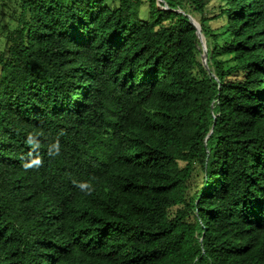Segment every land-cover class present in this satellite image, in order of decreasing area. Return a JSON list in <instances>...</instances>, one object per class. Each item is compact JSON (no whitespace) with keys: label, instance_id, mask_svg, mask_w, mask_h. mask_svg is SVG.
Listing matches in <instances>:
<instances>
[{"label":"trees","instance_id":"obj_1","mask_svg":"<svg viewBox=\"0 0 264 264\" xmlns=\"http://www.w3.org/2000/svg\"><path fill=\"white\" fill-rule=\"evenodd\" d=\"M0 264H264V0H0Z\"/></svg>","mask_w":264,"mask_h":264},{"label":"water","instance_id":"obj_2","mask_svg":"<svg viewBox=\"0 0 264 264\" xmlns=\"http://www.w3.org/2000/svg\"><path fill=\"white\" fill-rule=\"evenodd\" d=\"M190 23L196 28V36L200 42V46H201V63L203 65V67L205 69H208V66H207V59H206V50H205V40L203 38V36L200 34V32L197 30V27H196V24L195 22L193 21L192 18L188 17Z\"/></svg>","mask_w":264,"mask_h":264},{"label":"rangeland","instance_id":"obj_3","mask_svg":"<svg viewBox=\"0 0 264 264\" xmlns=\"http://www.w3.org/2000/svg\"><path fill=\"white\" fill-rule=\"evenodd\" d=\"M143 11H145V10L143 9L142 12H143ZM142 12H141V13H142ZM141 16H144V15L141 14ZM193 21H194V20H193ZM7 22H8V20H7V19H4L3 24H6ZM194 22H195V21H194ZM212 26L215 27V24L212 23ZM200 59H201V57H200Z\"/></svg>","mask_w":264,"mask_h":264},{"label":"clouds","instance_id":"obj_4","mask_svg":"<svg viewBox=\"0 0 264 264\" xmlns=\"http://www.w3.org/2000/svg\"><path fill=\"white\" fill-rule=\"evenodd\" d=\"M81 187H84L83 185H81Z\"/></svg>","mask_w":264,"mask_h":264}]
</instances>
